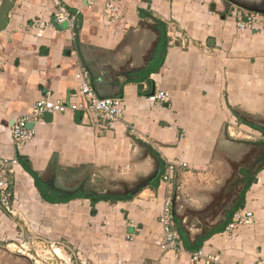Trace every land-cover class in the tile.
Here are the masks:
<instances>
[{
    "label": "crops",
    "instance_id": "0c3cea01",
    "mask_svg": "<svg viewBox=\"0 0 264 264\" xmlns=\"http://www.w3.org/2000/svg\"><path fill=\"white\" fill-rule=\"evenodd\" d=\"M57 2L75 14L73 26L55 22ZM110 2L16 0L0 32V180L3 163L10 183L0 194V246L43 239L67 247L70 264H194L195 252L264 264V130L249 120L264 121V16L243 29L245 15L222 0H114L121 17L111 21ZM81 68L101 97L124 101L123 120L55 114L18 147L12 127L38 101L85 107ZM157 92L168 102H152ZM168 165L177 167L172 187L163 182ZM243 170H257L245 194L236 191ZM171 196L178 252L161 248L158 219ZM243 210L255 222L226 233ZM208 230L216 231L205 238ZM0 264L22 262L0 250Z\"/></svg>",
    "mask_w": 264,
    "mask_h": 264
},
{
    "label": "built area",
    "instance_id": "2783aa9c",
    "mask_svg": "<svg viewBox=\"0 0 264 264\" xmlns=\"http://www.w3.org/2000/svg\"><path fill=\"white\" fill-rule=\"evenodd\" d=\"M111 1L112 2H110L106 8L105 15L111 21L119 20L121 17L119 8L114 4V0ZM238 11L241 17H244L245 15V17L248 18L246 23H240L243 29L246 28L249 23H254L257 19V16H260L252 13H244L241 10ZM75 17V14L71 12L65 5L57 2V10L54 15V20L57 24H67L69 26H73ZM36 27L40 29L38 37H42V30L44 29L45 24L38 22L36 23ZM77 77L81 81V87L79 90L80 94L87 101L85 107H82L76 103L68 105L59 99L46 98L38 101L35 104L32 112L27 116L18 118L12 127V139L18 147H22L30 143L35 138V126L38 123L44 122V116L46 113H52L55 115L67 113L69 111L80 110L84 112V116L95 115V117H99L109 124H114L123 120L124 101L122 99L101 97L93 87L90 80V72L86 68H81L77 74ZM150 100L156 103H167L169 99L167 93L157 92L150 97ZM29 124H34L35 126L32 129H29L27 127ZM132 131H134V129H132ZM175 166L176 165H168L163 175V182L167 183L170 187L173 186L172 182L174 179V171L177 168ZM182 167L185 168L184 165ZM1 171L4 177L0 180V194L6 196L7 190L10 187V183L7 178V173H9V170L6 167V164L1 163ZM158 220L161 223L164 231L161 248L165 251L173 250L178 252L182 246L180 245V234L176 228L172 196L166 199L164 208ZM255 220V215L251 211L243 210L237 212L230 225L226 228L225 232L230 234L237 230L241 225L253 224ZM192 261L194 264H221L219 256H204L201 252L193 253Z\"/></svg>",
    "mask_w": 264,
    "mask_h": 264
},
{
    "label": "water",
    "instance_id": "95a60500",
    "mask_svg": "<svg viewBox=\"0 0 264 264\" xmlns=\"http://www.w3.org/2000/svg\"><path fill=\"white\" fill-rule=\"evenodd\" d=\"M223 1L229 4L230 10L233 8V9L241 10L244 13H252V14L264 16V0H223ZM15 2L16 0H0V32L7 29L10 22L9 14L13 10ZM244 21L247 22L248 18L245 17ZM44 117L46 121H52L54 118V114L46 113ZM34 126H35L34 124H29L27 127L29 129H32ZM259 127H261V129L264 130L263 126H259ZM149 186H150V182L140 183L138 187L146 188ZM0 250L5 252L9 256H12L15 259H18L19 261L22 262V264H33L30 261V259L25 255L13 253L8 248L3 246H0Z\"/></svg>",
    "mask_w": 264,
    "mask_h": 264
},
{
    "label": "rangeland",
    "instance_id": "374dc122",
    "mask_svg": "<svg viewBox=\"0 0 264 264\" xmlns=\"http://www.w3.org/2000/svg\"><path fill=\"white\" fill-rule=\"evenodd\" d=\"M133 185V184H132ZM231 187V185H230ZM125 188V191L128 189L127 186L124 187H119V192H123ZM232 189V188H231ZM241 189H243V185L240 184V189L236 190L237 192H240ZM179 190V188H177ZM180 204H178L179 206ZM188 207V206H186ZM189 208V207H188ZM188 208H185L184 211L188 210ZM184 214L187 216V213L184 212ZM188 217L190 218V214H188ZM192 219V218H191ZM17 239H20L18 236ZM29 245H26L25 248L21 247V243L19 240H14L12 243L17 244L16 246H12V252L17 253V254H23V255H30L34 256L37 261H39L38 264H44L46 261L49 262V264H70L68 262V256H69V251L67 247H63L62 251H55L59 250L60 245H53L48 244L45 242L43 239L35 238V239H28ZM19 241V242H18ZM24 242V241H23ZM26 244V243H25ZM36 250V252H35ZM23 251V252H20ZM37 253L40 254V257L37 255ZM57 254L60 256H57ZM42 258H45V262L42 260ZM46 264V263H45Z\"/></svg>",
    "mask_w": 264,
    "mask_h": 264
},
{
    "label": "trees",
    "instance_id": "16d2710c",
    "mask_svg": "<svg viewBox=\"0 0 264 264\" xmlns=\"http://www.w3.org/2000/svg\"><path fill=\"white\" fill-rule=\"evenodd\" d=\"M232 10H234L233 8L231 9V11ZM163 26H161V24H159V26L160 27H162L163 29H161V32H164L165 34L163 35L162 34V38H161V45H163L164 47H165V50H166V47H167V45H168V38H167V36H166V33H167V31H166V25H164V24H162ZM157 45H158V43H157ZM159 70V68L157 69V71ZM95 88V87H94ZM95 90H96V88H95ZM97 92V91H96ZM98 93V92H97ZM26 169H27V171L29 172V173H31L32 174V176L36 179V186H37V188L39 189V191L41 192V194H42V196H43V198L46 200V201H48V202H50V203H57L58 201L56 200H53V199H50L49 198V196L47 195V189H46V184L45 183H43V181H42V179H39L38 178V174L36 173V172H34L33 170H31L29 167H27L26 166ZM243 172L246 174V179L244 180V181H241V183L243 182L244 183V188H243V193L245 194V192L249 189V187L251 186V184L252 183H254L255 182V180H256V175H257V170H253V171H250V170H247V171H244L243 170ZM244 196V195H243ZM240 197H242V196H240ZM110 199V198H109ZM123 200H125V199H130V197L129 196H125V197H123L122 198ZM99 200H102L101 198L100 199H95V202H97V201H99ZM112 202H114V201H117V200H120L119 198H113V199H110ZM242 206V200L241 201H239V203H238V205H237V208L238 207H241ZM177 221L179 222V219H177V217H176V224H177ZM182 226V223H180V225H178V228H180ZM216 230H208V231H205L204 232V234L202 235V236H204V235H206L205 236V238H207V237H209V235H211L213 232H215ZM199 237H201V236H199ZM199 237H197V239H199ZM203 240V239H202ZM196 245V244H195ZM202 246V244L201 245H199L198 246V250H199V248Z\"/></svg>",
    "mask_w": 264,
    "mask_h": 264
},
{
    "label": "flooded vegetation",
    "instance_id": "af4514ba",
    "mask_svg": "<svg viewBox=\"0 0 264 264\" xmlns=\"http://www.w3.org/2000/svg\"><path fill=\"white\" fill-rule=\"evenodd\" d=\"M223 1V0H222ZM224 2V1H223ZM229 5V4H228ZM235 10V9H234ZM237 10V9H236ZM252 123H258V124H261L264 128V121L261 122L260 120H256V119H249Z\"/></svg>",
    "mask_w": 264,
    "mask_h": 264
},
{
    "label": "bare ground",
    "instance_id": "6f19581e",
    "mask_svg": "<svg viewBox=\"0 0 264 264\" xmlns=\"http://www.w3.org/2000/svg\"><path fill=\"white\" fill-rule=\"evenodd\" d=\"M56 251H58V250H56Z\"/></svg>",
    "mask_w": 264,
    "mask_h": 264
}]
</instances>
